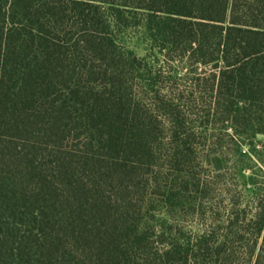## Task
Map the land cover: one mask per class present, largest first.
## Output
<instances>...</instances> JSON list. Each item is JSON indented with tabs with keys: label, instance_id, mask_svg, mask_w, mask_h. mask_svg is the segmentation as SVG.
<instances>
[{
	"label": "trees",
	"instance_id": "1",
	"mask_svg": "<svg viewBox=\"0 0 264 264\" xmlns=\"http://www.w3.org/2000/svg\"><path fill=\"white\" fill-rule=\"evenodd\" d=\"M0 264H264V0H0Z\"/></svg>",
	"mask_w": 264,
	"mask_h": 264
}]
</instances>
